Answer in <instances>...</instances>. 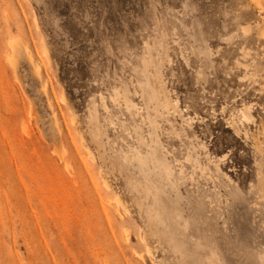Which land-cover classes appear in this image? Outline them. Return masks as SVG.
I'll return each instance as SVG.
<instances>
[{
    "label": "rangeland",
    "instance_id": "rangeland-1",
    "mask_svg": "<svg viewBox=\"0 0 264 264\" xmlns=\"http://www.w3.org/2000/svg\"><path fill=\"white\" fill-rule=\"evenodd\" d=\"M0 264H264V0H0Z\"/></svg>",
    "mask_w": 264,
    "mask_h": 264
},
{
    "label": "bare ground",
    "instance_id": "bare-ground-1",
    "mask_svg": "<svg viewBox=\"0 0 264 264\" xmlns=\"http://www.w3.org/2000/svg\"><path fill=\"white\" fill-rule=\"evenodd\" d=\"M249 109H250V107H247V108L245 109V111H244L245 115H247V116H250Z\"/></svg>",
    "mask_w": 264,
    "mask_h": 264
}]
</instances>
